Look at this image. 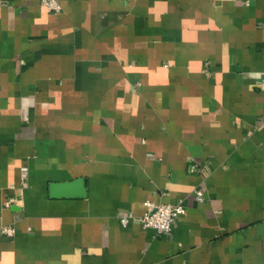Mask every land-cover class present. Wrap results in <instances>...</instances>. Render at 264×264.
<instances>
[{
  "label": "crops",
  "instance_id": "obj_1",
  "mask_svg": "<svg viewBox=\"0 0 264 264\" xmlns=\"http://www.w3.org/2000/svg\"><path fill=\"white\" fill-rule=\"evenodd\" d=\"M55 1L0 0V264H264V0Z\"/></svg>",
  "mask_w": 264,
  "mask_h": 264
},
{
  "label": "built area",
  "instance_id": "obj_2",
  "mask_svg": "<svg viewBox=\"0 0 264 264\" xmlns=\"http://www.w3.org/2000/svg\"><path fill=\"white\" fill-rule=\"evenodd\" d=\"M40 5L55 12L60 11V7L55 0H39ZM193 170H196V166H192ZM204 192L200 189H195L193 192V198L197 202L204 200ZM13 198H7L4 201V206L8 207ZM145 212L140 217L143 228L152 229L158 235H167L170 233L172 223L184 213V200L179 198L175 203H162L156 202L151 199H147L144 202ZM129 216H123L120 218V223L125 226L128 222ZM0 233L12 234L13 228L10 226H3L0 228Z\"/></svg>",
  "mask_w": 264,
  "mask_h": 264
},
{
  "label": "water",
  "instance_id": "obj_3",
  "mask_svg": "<svg viewBox=\"0 0 264 264\" xmlns=\"http://www.w3.org/2000/svg\"><path fill=\"white\" fill-rule=\"evenodd\" d=\"M83 178L62 183H50L49 197L52 198H84L86 196V186Z\"/></svg>",
  "mask_w": 264,
  "mask_h": 264
}]
</instances>
